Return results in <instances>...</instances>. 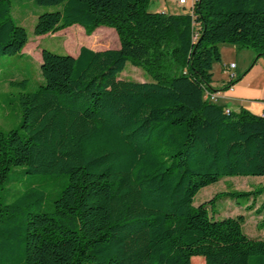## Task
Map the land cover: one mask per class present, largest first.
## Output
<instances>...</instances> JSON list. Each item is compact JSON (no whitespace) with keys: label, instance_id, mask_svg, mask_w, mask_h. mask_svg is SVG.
Masks as SVG:
<instances>
[{"label":"trees","instance_id":"obj_1","mask_svg":"<svg viewBox=\"0 0 264 264\" xmlns=\"http://www.w3.org/2000/svg\"><path fill=\"white\" fill-rule=\"evenodd\" d=\"M11 1L0 0V58L28 42ZM30 1L60 6L37 17L35 36L106 27L118 48L80 47L75 57L42 49L43 83L19 94V129L0 130V190L12 167L67 183L49 214L27 212L17 224L20 201L0 209V264H264V240L242 233V215L209 213L220 199H241L263 228L264 183L192 205L222 178L264 177V118L208 98L264 59V0H195L179 13L151 12L150 0ZM221 44L257 56L215 90ZM126 63L149 80L119 79Z\"/></svg>","mask_w":264,"mask_h":264},{"label":"rangeland","instance_id":"obj_2","mask_svg":"<svg viewBox=\"0 0 264 264\" xmlns=\"http://www.w3.org/2000/svg\"><path fill=\"white\" fill-rule=\"evenodd\" d=\"M60 6H38L30 0H12L11 1V17L16 25L23 27L27 33V54L32 56V61L26 54L14 55L0 58V130L8 132L11 129H19L21 121V113L19 108L18 96L20 93H32L38 89L43 83L39 72V63H36V55L39 48L46 49L57 55L76 56L79 49V43H89L88 47L94 51H102L107 49H117L118 41L114 31L110 28L99 27L94 32L86 36L83 29L77 25H72L64 30L47 34L44 37L35 36L33 33L34 25L37 17L41 13L58 11ZM148 10L153 12H173L179 13L187 10V6L179 7L174 0H150ZM228 46V45H225ZM32 53H28L31 50ZM256 54L249 57H243L242 67H246L256 58ZM252 65L250 73L241 77L234 83L241 87H250L258 85L259 90L255 92L258 96H251L242 103L243 106L261 103L264 95V59ZM218 63L213 64L212 83L215 90H220V75L217 71ZM243 71V70H242ZM238 72L236 77L241 75ZM245 77V78H244ZM119 79L130 80L136 82L148 81V77L139 69L125 64L123 71L119 75ZM241 82V84H240ZM249 85V86H248ZM218 87V88H216ZM213 88V87H212ZM247 90V89H246ZM252 105V106H253ZM250 112L249 110H247ZM251 113V112H250ZM67 183L66 174L57 175H41V174H25L24 167H12L8 172L5 183L0 190V209L9 204L20 201L22 210L16 211L15 219L17 224H21L27 212L51 213L53 210V201L58 197L60 191ZM264 183V177H227L222 178L216 183L201 188L193 198L192 205H197L208 201L217 193L225 191H249ZM263 197L256 199L255 207H257ZM241 199L229 200L220 199L214 203L209 211L214 219H222L224 217H234L242 215L244 222L241 225L242 233L251 239L264 240V227L257 228L260 218L255 216L251 211H246L242 207ZM15 264H24L15 261ZM190 264H203L200 257H192Z\"/></svg>","mask_w":264,"mask_h":264},{"label":"crops","instance_id":"obj_3","mask_svg":"<svg viewBox=\"0 0 264 264\" xmlns=\"http://www.w3.org/2000/svg\"><path fill=\"white\" fill-rule=\"evenodd\" d=\"M46 36V35H45ZM38 37H44V36H38ZM89 43H79V48L83 47L81 45H84L85 47H88ZM27 44L25 45V47L23 48V50L21 51V53L23 55H27L32 61H34L32 56H29V54H27ZM44 49V48H42ZM42 49L39 48V53H37L36 57V63H41V51ZM90 49V48H89ZM35 50H32L28 53H32ZM94 51V50H93ZM218 51L220 54V61L218 62L217 65V71L219 72L220 75V85L218 87H220L221 85H224L226 82H228L230 79H234L236 77V75L238 74V72H241L242 70H244L245 66L243 65V57L246 58L252 57V52L248 51V50H239L233 46H225V45H219L218 46ZM77 54H78V50H77ZM75 57V56H72ZM258 61H260V58H258L256 60V63H258ZM233 64L234 67L233 69H229V65ZM212 70H213V66H212ZM211 70V71H212ZM250 70V69H249ZM250 73V71H248L246 74L248 75ZM245 74V75H246ZM264 74V73H263ZM246 75V77H247ZM245 78V77H244ZM241 84V82H240ZM210 86L214 88L213 83H212V79H211V83ZM249 86V85H248ZM250 87H246V89L244 88V86H240L239 84L237 85H232L229 89L224 90V91H217L215 93H213L214 99H215V103L221 105L224 107L225 110L227 111H232V112H237L240 108L249 110L252 114L254 115H260L261 113H264V95H261L260 98L263 96V99L261 100V103L258 104H250L249 106H243L242 103L244 101H246L250 95L251 96H258V95H254L256 94L255 92H257L259 90L258 85L252 86L250 84ZM216 87V88H218ZM253 105V106H252Z\"/></svg>","mask_w":264,"mask_h":264},{"label":"built area","instance_id":"obj_4","mask_svg":"<svg viewBox=\"0 0 264 264\" xmlns=\"http://www.w3.org/2000/svg\"><path fill=\"white\" fill-rule=\"evenodd\" d=\"M194 1L195 0H174V2H176L179 7L191 6ZM233 67H234V65L230 64L228 68L233 69ZM208 98L210 101L215 102L213 94L208 95ZM225 111H227V110H225ZM260 116L264 118V113H261Z\"/></svg>","mask_w":264,"mask_h":264}]
</instances>
